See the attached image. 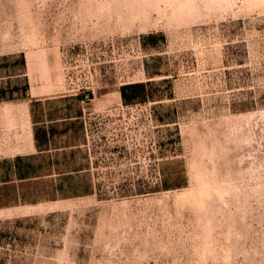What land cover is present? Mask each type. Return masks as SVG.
Masks as SVG:
<instances>
[{
    "label": "rangeland",
    "instance_id": "1",
    "mask_svg": "<svg viewBox=\"0 0 264 264\" xmlns=\"http://www.w3.org/2000/svg\"><path fill=\"white\" fill-rule=\"evenodd\" d=\"M0 264H264V0H0Z\"/></svg>",
    "mask_w": 264,
    "mask_h": 264
},
{
    "label": "crops",
    "instance_id": "2",
    "mask_svg": "<svg viewBox=\"0 0 264 264\" xmlns=\"http://www.w3.org/2000/svg\"><path fill=\"white\" fill-rule=\"evenodd\" d=\"M14 90H16V89H14ZM14 90H13V92H15ZM28 109H29V117L31 120L32 131H33V135H32L33 136V140H32L33 146L34 147H41V146L46 147L45 144H41V142H42V139L40 137L41 132L42 131L45 132L46 139L49 142L50 141V139H49L50 138L49 123H51L50 126H53L54 125L53 122L55 120L66 119L69 117L53 118V116L45 115L44 117L36 118V117H34V114H33V111H35V108L29 107ZM41 124H42V126H45L44 130H42ZM43 124H45V125H43ZM34 129H36V134H38L36 136H35ZM51 136H54V134H51Z\"/></svg>",
    "mask_w": 264,
    "mask_h": 264
},
{
    "label": "trees",
    "instance_id": "3",
    "mask_svg": "<svg viewBox=\"0 0 264 264\" xmlns=\"http://www.w3.org/2000/svg\"><path fill=\"white\" fill-rule=\"evenodd\" d=\"M151 35H147V38H151ZM143 88V83L141 82H134V83H128V84H123L120 86V92H121V96L122 99L125 102H131L133 101L137 94L139 93V90ZM38 135L35 132V136ZM40 137L42 139L41 144H45V142L43 141L44 138H46L45 136V132L42 131L40 134ZM21 159V156L17 155L15 156L14 160L19 161Z\"/></svg>",
    "mask_w": 264,
    "mask_h": 264
},
{
    "label": "built area",
    "instance_id": "4",
    "mask_svg": "<svg viewBox=\"0 0 264 264\" xmlns=\"http://www.w3.org/2000/svg\"><path fill=\"white\" fill-rule=\"evenodd\" d=\"M85 98H87V94H85Z\"/></svg>",
    "mask_w": 264,
    "mask_h": 264
}]
</instances>
